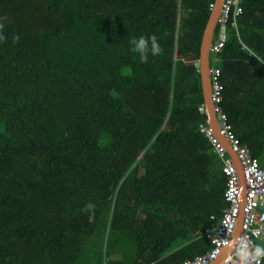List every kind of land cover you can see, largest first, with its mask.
<instances>
[{"label":"trees","instance_id":"trees-1","mask_svg":"<svg viewBox=\"0 0 264 264\" xmlns=\"http://www.w3.org/2000/svg\"><path fill=\"white\" fill-rule=\"evenodd\" d=\"M212 1L0 0V264H180L212 249L201 234L228 206L200 131ZM242 5L211 66L264 167V0ZM151 34L162 51L142 63L129 41Z\"/></svg>","mask_w":264,"mask_h":264},{"label":"built area","instance_id":"built-area-1","mask_svg":"<svg viewBox=\"0 0 264 264\" xmlns=\"http://www.w3.org/2000/svg\"><path fill=\"white\" fill-rule=\"evenodd\" d=\"M243 0H223L221 16L219 18V32L214 37L211 46L212 54L216 57L225 45L227 40V28L230 23L236 26V19L243 13ZM217 6V0L210 3L213 11ZM242 49L254 54L246 45ZM213 60V63L219 59ZM212 63V60H211ZM220 69L212 67V98L214 111L218 120L221 135L229 142L232 152L237 157L242 174L245 180V194L242 199V186L240 171L234 159H232L226 147L222 144L215 130L209 123L202 124L200 131L209 139L214 152L222 161V171L226 176L225 200L228 206L224 209L220 218L212 216L213 224L203 230V235L211 242L212 249L208 253L180 264H213L231 245L236 231L237 223L241 219V232L237 242L241 238L251 241V246L264 243V167L260 160L253 156L247 144H243L228 122V116L223 112L220 103L222 102L220 83ZM204 109V108H203ZM205 110V109H204ZM236 242V244H237ZM236 244L227 255L223 264H239L236 253ZM255 264V262H252Z\"/></svg>","mask_w":264,"mask_h":264},{"label":"water","instance_id":"water-1","mask_svg":"<svg viewBox=\"0 0 264 264\" xmlns=\"http://www.w3.org/2000/svg\"><path fill=\"white\" fill-rule=\"evenodd\" d=\"M222 3H223V0H217V6L212 11L209 22L204 31L202 42H201L200 56H199V70L201 74V84H202V90H203V95L205 99V111L208 117V123L210 127H212L215 130L219 138L222 140V144L226 147L229 156L232 159H234V163L237 164L238 159H236L237 157L232 152L229 142L220 133V128H219L218 120H217V117L214 111V104H213V98H212L211 46H212V43H213V40L216 34V29L219 23V18L221 16ZM241 186L245 194L246 186H245V181L243 179L241 182ZM241 219L242 217L240 218L239 227L238 229H236L235 234L232 239V243L230 247L227 248V251H229L230 248L232 249V247L235 245L237 241V238L240 235ZM213 264H219V263L215 261Z\"/></svg>","mask_w":264,"mask_h":264},{"label":"clouds","instance_id":"clouds-1","mask_svg":"<svg viewBox=\"0 0 264 264\" xmlns=\"http://www.w3.org/2000/svg\"><path fill=\"white\" fill-rule=\"evenodd\" d=\"M0 39H3V37L0 36ZM14 39L18 40L19 37H14ZM129 50L138 54L142 63H147L150 55L155 56L162 51L156 34L133 37L129 41ZM236 253L239 264H252V262L264 264V243L256 244L252 247L251 241L241 238L236 244Z\"/></svg>","mask_w":264,"mask_h":264},{"label":"crops","instance_id":"crops-1","mask_svg":"<svg viewBox=\"0 0 264 264\" xmlns=\"http://www.w3.org/2000/svg\"><path fill=\"white\" fill-rule=\"evenodd\" d=\"M201 236L202 237H205L204 235H203V232H202V234H201ZM240 236V235H239ZM206 238V237H205ZM237 242V241H236ZM236 244V243H235ZM230 247V246H229ZM234 247V246H233ZM232 247V248H233ZM232 249L230 248L229 249V251H227V249L225 250V252L223 253V255L217 260V262L219 263V264H223V262L225 261V259H226V257H227V255L229 254V252L231 251ZM211 251V250H210ZM209 252V251H208ZM207 252V253H208ZM206 254V253H205ZM204 255V254H203ZM199 256H202V255H199ZM196 257H198V256H196ZM196 257H194V258H196ZM193 258V259H194ZM154 264H157V263H154Z\"/></svg>","mask_w":264,"mask_h":264},{"label":"bare ground","instance_id":"bare-ground-1","mask_svg":"<svg viewBox=\"0 0 264 264\" xmlns=\"http://www.w3.org/2000/svg\"><path fill=\"white\" fill-rule=\"evenodd\" d=\"M233 153H234V152H233ZM235 158H236V157H235ZM236 159H237V158H236ZM237 166H238L239 171H240V177H241V182H242V179L244 180V177H243L242 169L240 168V165H239L238 161H237ZM244 181H245V180H244ZM242 199L244 200V191H243V194H242ZM239 224H240V220H239L238 223H237V227H236V229H238ZM237 240H238V238H237Z\"/></svg>","mask_w":264,"mask_h":264}]
</instances>
